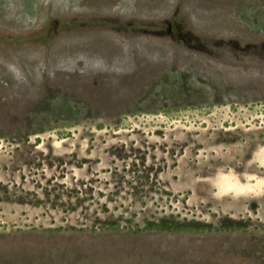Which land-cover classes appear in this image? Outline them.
I'll return each mask as SVG.
<instances>
[{
    "label": "rangeland",
    "instance_id": "1",
    "mask_svg": "<svg viewBox=\"0 0 264 264\" xmlns=\"http://www.w3.org/2000/svg\"><path fill=\"white\" fill-rule=\"evenodd\" d=\"M0 264H264V0H0Z\"/></svg>",
    "mask_w": 264,
    "mask_h": 264
},
{
    "label": "flooded vegetation",
    "instance_id": "2",
    "mask_svg": "<svg viewBox=\"0 0 264 264\" xmlns=\"http://www.w3.org/2000/svg\"><path fill=\"white\" fill-rule=\"evenodd\" d=\"M246 194H248V193H246Z\"/></svg>",
    "mask_w": 264,
    "mask_h": 264
}]
</instances>
